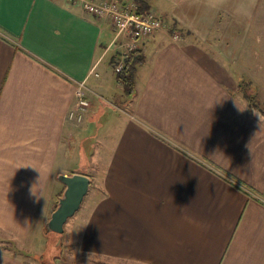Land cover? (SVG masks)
Wrapping results in <instances>:
<instances>
[{
	"label": "crops",
	"instance_id": "obj_1",
	"mask_svg": "<svg viewBox=\"0 0 264 264\" xmlns=\"http://www.w3.org/2000/svg\"><path fill=\"white\" fill-rule=\"evenodd\" d=\"M149 11L169 34L140 42L128 96L112 74L126 41L109 20L67 0H0V237L20 250L0 249V264H39L58 176L76 173L92 185L65 232L75 264H264V115L238 67L264 0Z\"/></svg>",
	"mask_w": 264,
	"mask_h": 264
},
{
	"label": "built area",
	"instance_id": "obj_2",
	"mask_svg": "<svg viewBox=\"0 0 264 264\" xmlns=\"http://www.w3.org/2000/svg\"><path fill=\"white\" fill-rule=\"evenodd\" d=\"M79 5L82 10L96 18L107 19L111 22L117 39H124L123 53L117 71H121L126 60L139 48L145 38L165 30L167 24L152 11H140L136 0H67ZM85 83L81 82L76 90L78 101L75 111L69 115L70 119L80 123L87 113L90 103L83 97Z\"/></svg>",
	"mask_w": 264,
	"mask_h": 264
},
{
	"label": "rangeland",
	"instance_id": "obj_3",
	"mask_svg": "<svg viewBox=\"0 0 264 264\" xmlns=\"http://www.w3.org/2000/svg\"><path fill=\"white\" fill-rule=\"evenodd\" d=\"M168 30L166 28L164 30V32L169 34ZM241 39H242L241 45L245 44V46L243 49L244 51L242 53V55L244 54V57L238 65L239 71L241 73V76H244V77L249 76V78H251L252 80L255 81L256 84L254 82L252 84L254 89L256 88L257 91L258 90L260 91V88L263 89V91H261L262 93H259V96L261 97V101L264 102V27H262V28L257 27L256 32H252L249 34H241ZM115 66L116 67L118 66L117 62L115 64ZM112 74H114L116 76L115 73H112ZM249 78H247V79L249 80ZM247 83H250V81H247ZM258 85L260 87H258ZM257 94H258V92H257ZM125 95H126V93H125ZM128 96H130V95H128ZM259 102H260V100H259ZM114 103L118 104V102H116V101ZM105 105H106L107 112L110 114L111 110L113 109V106L110 105L109 103H106V102H105ZM261 107L264 108V104H262ZM99 125L105 126V119H104L103 115L98 119V126ZM107 129L109 130V128H107ZM107 129H105V131ZM91 133H93V132H91ZM86 136H88V133L86 134ZM89 199L90 198H89V193H88L87 196L84 198V201L82 203L80 210L82 209V207L85 204H88ZM80 210L76 213V215H78L80 213ZM76 215L67 222V224L65 226V232H69L71 230V227L75 226L76 219H74V218L76 217ZM46 231H48L47 228H46ZM65 232L61 238V240H62L61 257H60V260L58 262H56L55 264H75V263H78L76 261V258H75L77 256L75 254L76 251L73 248V246L70 245V241L68 243H65V241L67 239ZM47 243L48 242H46V244H45V250L47 249V245H48ZM0 249L11 250L14 253H17L20 251V250H17L15 245L12 243V241L6 240L2 237H0ZM45 250H44V252H45ZM44 252L42 254H44ZM41 255L32 256L31 260L33 262H39V264H41L39 261ZM85 260L91 261L92 259H90L89 257H86ZM48 264H53V263L50 262Z\"/></svg>",
	"mask_w": 264,
	"mask_h": 264
},
{
	"label": "trees",
	"instance_id": "obj_4",
	"mask_svg": "<svg viewBox=\"0 0 264 264\" xmlns=\"http://www.w3.org/2000/svg\"><path fill=\"white\" fill-rule=\"evenodd\" d=\"M139 4L140 11H149V1L150 0H136ZM144 61L143 52H134L125 62L124 68L117 72L116 78L119 83L122 84L127 95L134 94V76L137 71L138 65ZM240 89L244 95V98L248 101L250 108L258 109L264 115V108L261 107L258 96L254 91V87L251 83L242 82ZM55 206L54 210L56 209ZM46 228L48 231H46ZM45 234L47 239V249L44 254L41 255L39 261L41 264L53 263L55 264L60 260L61 249L59 250L56 246L57 237L50 232L47 225L45 226Z\"/></svg>",
	"mask_w": 264,
	"mask_h": 264
},
{
	"label": "water",
	"instance_id": "obj_5",
	"mask_svg": "<svg viewBox=\"0 0 264 264\" xmlns=\"http://www.w3.org/2000/svg\"><path fill=\"white\" fill-rule=\"evenodd\" d=\"M58 180L65 189L50 216L47 227L57 237L56 246L60 250L65 226L80 210L84 198L89 193L92 179L87 175L76 173L70 176L59 175Z\"/></svg>",
	"mask_w": 264,
	"mask_h": 264
}]
</instances>
